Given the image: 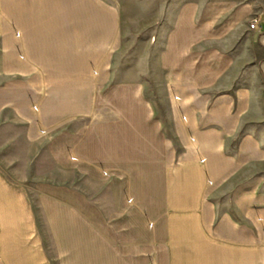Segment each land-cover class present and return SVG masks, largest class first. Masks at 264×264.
Segmentation results:
<instances>
[{
	"label": "crops",
	"instance_id": "0c3cea01",
	"mask_svg": "<svg viewBox=\"0 0 264 264\" xmlns=\"http://www.w3.org/2000/svg\"><path fill=\"white\" fill-rule=\"evenodd\" d=\"M138 4L0 0V264H264V55L211 96L178 80L172 37L157 98L126 50ZM16 142L56 182L16 178Z\"/></svg>",
	"mask_w": 264,
	"mask_h": 264
},
{
	"label": "rangeland",
	"instance_id": "374dc122",
	"mask_svg": "<svg viewBox=\"0 0 264 264\" xmlns=\"http://www.w3.org/2000/svg\"><path fill=\"white\" fill-rule=\"evenodd\" d=\"M137 1L138 8L124 9L121 13L129 24L126 50L138 56L134 58V62L138 59V65H151L155 69L157 98L163 99L166 94L162 82L167 79L160 72V59L172 37L176 43L182 41L181 49L175 44L168 58L170 64H181L178 80L199 83L202 93L214 96L239 85L259 82L258 63L263 59L264 48L258 42L259 33L250 29V22L254 16L264 19V0ZM154 3L158 8H147ZM173 94L170 91L171 100ZM19 129L17 124L11 126L12 133ZM23 149L18 142L12 143L10 167L14 176L26 177L35 189L41 183L56 182L55 178L50 179L55 175L50 162L39 154L20 153ZM66 174V170H59V183L65 184Z\"/></svg>",
	"mask_w": 264,
	"mask_h": 264
},
{
	"label": "built area",
	"instance_id": "2783aa9c",
	"mask_svg": "<svg viewBox=\"0 0 264 264\" xmlns=\"http://www.w3.org/2000/svg\"><path fill=\"white\" fill-rule=\"evenodd\" d=\"M250 29L251 30H261L262 29V20L260 16H254L250 22Z\"/></svg>",
	"mask_w": 264,
	"mask_h": 264
}]
</instances>
